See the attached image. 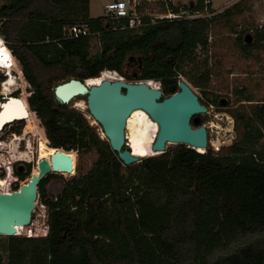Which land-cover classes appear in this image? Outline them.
<instances>
[{
	"label": "trees",
	"instance_id": "1",
	"mask_svg": "<svg viewBox=\"0 0 264 264\" xmlns=\"http://www.w3.org/2000/svg\"><path fill=\"white\" fill-rule=\"evenodd\" d=\"M0 1V35L21 65L12 58L19 80L24 76L31 88L26 104L37 131L52 148L96 154L54 199L45 185L57 174L40 181L47 232L8 237L6 264H264V101L253 105V117L235 114L242 131L224 151L178 144L123 166L86 114L63 105L53 92L72 77L85 80L112 70L127 81H159L168 96L195 49L207 46L209 26L228 20L241 0L210 17L154 23L146 17L147 26L139 29L122 27L126 19L90 18L89 0ZM167 2L173 11L211 13L210 0ZM81 23L89 35L64 36V27ZM253 34L251 46L238 38L245 54L264 43L262 27ZM92 36L101 40L94 55L88 52ZM189 79L205 93L207 74ZM31 172L30 164L25 172L13 169L20 181ZM18 187L14 183L13 190Z\"/></svg>",
	"mask_w": 264,
	"mask_h": 264
},
{
	"label": "rangeland",
	"instance_id": "2",
	"mask_svg": "<svg viewBox=\"0 0 264 264\" xmlns=\"http://www.w3.org/2000/svg\"><path fill=\"white\" fill-rule=\"evenodd\" d=\"M111 1L113 0H89V16L100 17L105 15L104 6ZM172 1L185 4L189 3L190 0ZM210 1L212 14L210 11L205 12L203 17L218 15L226 9H231L240 0ZM167 5L169 4L166 0H142L138 6V13L155 16L164 12L165 8L168 7ZM231 11L234 14L228 20L213 22L209 26L207 30V46L195 49L193 61L184 65V74L178 76L179 79H183L189 84L191 89L204 103L203 106L207 108L206 113L199 114L198 117L207 129L208 145L204 150L210 148L214 152L216 151V147L224 151V147L230 145L236 139L238 133L242 131V122L235 119V114L241 112L246 117H253V105L264 101V43L259 48H251L249 53L245 54L240 48L238 40L241 37L244 43L243 37L246 34H251L253 37L252 43L249 44L251 46L255 42L253 30L260 27L264 29V0H241V4L237 6V9L234 8ZM237 11L240 13L236 14ZM1 23L2 20H0V25ZM100 46V38L92 36L88 42V52L94 55L99 52ZM14 61L21 69L18 61L16 59ZM107 71L115 79L124 78L115 71ZM10 74L11 76L8 77V70H0V84L2 87L7 88L3 83H9L8 81L12 80L13 85L9 87L8 91H11L13 96H19L24 99L27 103V98L31 91L28 82L24 76V82L19 80L17 78L19 74L14 69L10 70ZM206 74L208 75V79L205 81V93H203L201 88L195 87L190 82L189 78L199 81V78ZM5 78L6 80H4ZM1 80L3 81L1 82ZM153 83L155 86L152 87L160 86L159 81H154ZM245 97H249L251 101L245 100ZM70 104L86 114L90 122L96 126L100 136L104 137L101 127L90 117L86 109L84 97H75ZM32 114L34 115V113ZM31 115L30 118L23 121L7 124L0 131V140H5L6 143L5 145L0 144V170H2L0 178L5 176L6 169H9L14 159L19 158L22 154L25 155L23 156L25 160L17 163L26 162L30 164L31 170L36 168L35 164L39 154L38 145L40 142L45 143V141L42 134L37 131L33 121H31ZM34 120L37 127L41 125L38 117ZM127 120L125 126V147L130 149L131 144L129 142L127 144V138L130 135L131 128L127 127ZM8 128L12 132H6L5 129ZM156 129V123H149L147 129L148 136L155 135ZM260 143H264V136L261 138ZM177 145L168 143L166 144V150H173ZM77 151H79V156L76 151H68L73 158L72 171L70 173H56L57 175L50 178L45 185L49 198L54 199L57 197L63 188L64 182L87 170L96 158V154L93 151L84 154H82L80 149H77ZM76 163H79V171L74 175ZM16 166L19 167V165L14 163L13 168ZM123 173H128L126 168H123ZM5 177L7 182L4 180L5 184L0 187L3 190H8L7 192L13 190L14 183L20 186L22 182L28 179L20 181L12 172H8ZM8 183H11L10 188L6 187ZM46 221V207L37 197L35 207L31 213L30 223L23 227L24 229L18 231L17 236H25L26 234H33V237L44 236L47 232ZM7 238V236L0 235V264H6L7 262Z\"/></svg>",
	"mask_w": 264,
	"mask_h": 264
},
{
	"label": "water",
	"instance_id": "3",
	"mask_svg": "<svg viewBox=\"0 0 264 264\" xmlns=\"http://www.w3.org/2000/svg\"><path fill=\"white\" fill-rule=\"evenodd\" d=\"M1 4L0 1V6ZM243 40L245 44H251V34H246ZM177 86L174 93L163 96L160 87H152L147 81L103 79L99 83L87 85L86 79L72 77L56 84L53 92L63 105L69 104L75 97H85L90 117L101 127L103 136L117 153L122 165L127 166L143 158L132 154L125 147L126 120L135 110H142L156 123L157 129L151 144L153 152H165L168 143L185 144L192 148L207 147V129L198 117L199 114L206 113L207 108L201 105L199 97L185 80L180 79ZM7 96L0 103V115L4 112L5 105L12 100L19 104L21 111L0 123V129L10 121L27 116L19 99L13 95ZM72 168L73 158L68 152L55 151L49 163L40 159L37 162V173H31L26 182L16 190L0 192V235H17L18 231L30 223L38 197V185L47 174L70 173Z\"/></svg>",
	"mask_w": 264,
	"mask_h": 264
},
{
	"label": "bare ground",
	"instance_id": "4",
	"mask_svg": "<svg viewBox=\"0 0 264 264\" xmlns=\"http://www.w3.org/2000/svg\"><path fill=\"white\" fill-rule=\"evenodd\" d=\"M0 61L3 64L8 65V68H7L8 69V75L7 76L8 77L11 76L10 70L14 69V64H13L12 58L10 57V53H9L8 49L4 48V44H3V40H2L1 36H0ZM103 79H115V77L112 76V74L110 75L107 70H104L101 72V74L99 76L86 79V83H87V85H92V84L99 83ZM4 80H6V78ZM8 82L11 84L4 82L5 83L4 85L7 88L3 87V91H7L9 89V87L11 85H13L12 80H9ZM147 82H148V85L155 86V84L153 83L154 82L153 80H147ZM9 96H12V95L9 94ZM14 97H17L19 99L18 101L22 104L27 116L24 118H21V119H16V120L10 121L9 123H13L16 121H23L25 119H28V118H30V115L32 113V112H30V109L28 108L24 99L20 98L19 96H14ZM18 111H21L19 104L16 103L15 100L9 101L5 105L4 112L0 115V123H2L3 121L9 120L12 116L16 115L15 113H18ZM32 118H33V114L31 115V119ZM149 123L155 124L146 115V113H144L142 110H135L129 116V118L127 120V127L131 128V132H130L129 137L127 136L128 137L127 138V144H128V142H129V144H131L130 151L132 152V154L139 155L142 157H146V156H151V155H155L158 153V152H152L150 150V145L154 141L155 135H153L151 137L148 136L147 129H148ZM0 126H1V124H0ZM4 126L5 125H3V127ZM3 127L0 130H2ZM146 143H148V145H146ZM38 147H39V154H38V160L36 161V164H35L36 168L34 170H32V172H31V173H35V174L37 173V162L40 159H45L46 162L49 163L50 157L55 151H65L62 148H52L49 145H46L44 142H40ZM195 149L199 152L205 151L204 148H195ZM65 152H68V151H65ZM68 155H70L69 152H68ZM24 182H26V181H24ZM24 182H22L21 184H23ZM4 184H5V181L1 178L0 179V186H3ZM0 192H3L1 190V188H0ZM22 229H24V228H22Z\"/></svg>",
	"mask_w": 264,
	"mask_h": 264
},
{
	"label": "built area",
	"instance_id": "5",
	"mask_svg": "<svg viewBox=\"0 0 264 264\" xmlns=\"http://www.w3.org/2000/svg\"><path fill=\"white\" fill-rule=\"evenodd\" d=\"M142 0H113L109 3H107L104 6L105 9V15L108 16L110 19H126L127 23L122 26L124 28H129V29H139L144 26H147L148 23L144 22V18L149 17L150 23H154L155 20H180V19H191V18H196V17H203L205 13L202 12H190L187 9H184L182 7H179L178 10L173 11L170 8H165V11L152 16V15H142L138 13V6ZM165 1V0H162ZM169 1V0H166ZM64 36L67 38H75L83 35H89V27L87 26L86 23H81V24H74L72 26L64 27ZM1 36V35H0ZM2 37V36H1ZM3 43L7 46L4 38L2 37ZM10 50V49H9ZM159 87V86H158ZM43 129V127H42ZM44 131V129H43ZM210 141V140H209ZM0 144L5 145V140H0ZM212 144V143H211ZM219 150V147H216V151ZM21 160H25L22 156L19 158L14 159V162H20ZM11 166L9 169H6V174H8ZM11 171V170H10ZM2 170H0V173ZM3 177L2 179L5 180L6 177ZM1 179V178H0ZM6 181V180H5ZM11 183H8L6 185L7 188H10ZM1 188V187H0ZM3 192H7L8 190H3ZM26 237L33 236V234H26Z\"/></svg>",
	"mask_w": 264,
	"mask_h": 264
},
{
	"label": "flooded vegetation",
	"instance_id": "6",
	"mask_svg": "<svg viewBox=\"0 0 264 264\" xmlns=\"http://www.w3.org/2000/svg\"><path fill=\"white\" fill-rule=\"evenodd\" d=\"M251 36H252V35H251ZM243 39H244V37H243ZM252 40H253V37H252ZM2 81H3V80H2ZM2 81H1V82H2ZM7 93H8V94H7ZM6 94H7V95H9V94L12 95V94H11V91H8V90H7V91H3V87H2V85L0 84V102H1V101H5V99L8 97ZM219 103H220V102H219ZM5 131H6V132H12V130L9 129V128H8V129H5ZM23 156H25V155L22 154V157H23ZM19 157H20V156H19ZM28 161H30V160H28ZM14 163H16L17 165H19V167L16 166V167H14V168L17 169L18 171H21V172H25V171H26V168H27V164H29V163H26V162H21V163L14 162ZM14 163H13V164H14ZM13 164L11 165V168H10L11 171H9V172H12V173H13V169H14V168H13Z\"/></svg>",
	"mask_w": 264,
	"mask_h": 264
},
{
	"label": "clouds",
	"instance_id": "7",
	"mask_svg": "<svg viewBox=\"0 0 264 264\" xmlns=\"http://www.w3.org/2000/svg\"><path fill=\"white\" fill-rule=\"evenodd\" d=\"M3 44H4V43H3ZM4 48L8 49V51H9V53H10V57L13 58V59L15 60V57L13 56V54L11 53V51L9 50L8 46H6V45L4 44ZM7 68H8V65L3 64V63L0 61V70H2V71H3V70H8ZM4 74H6V73H4Z\"/></svg>",
	"mask_w": 264,
	"mask_h": 264
},
{
	"label": "crops",
	"instance_id": "8",
	"mask_svg": "<svg viewBox=\"0 0 264 264\" xmlns=\"http://www.w3.org/2000/svg\"><path fill=\"white\" fill-rule=\"evenodd\" d=\"M172 1V0H171ZM106 5V4H105ZM88 15H89V12H88ZM90 18H96V17H92V16H89ZM5 83H3V85H4Z\"/></svg>",
	"mask_w": 264,
	"mask_h": 264
}]
</instances>
